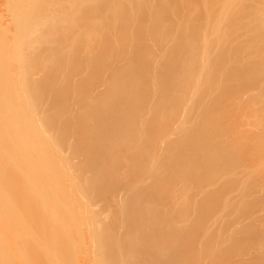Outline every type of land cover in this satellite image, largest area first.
I'll list each match as a JSON object with an SVG mask.
<instances>
[{
	"label": "bare ground",
	"instance_id": "1",
	"mask_svg": "<svg viewBox=\"0 0 264 264\" xmlns=\"http://www.w3.org/2000/svg\"><path fill=\"white\" fill-rule=\"evenodd\" d=\"M215 1L0 0V264H264V0Z\"/></svg>",
	"mask_w": 264,
	"mask_h": 264
},
{
	"label": "rangeland",
	"instance_id": "2",
	"mask_svg": "<svg viewBox=\"0 0 264 264\" xmlns=\"http://www.w3.org/2000/svg\"><path fill=\"white\" fill-rule=\"evenodd\" d=\"M214 3H216V1L214 0ZM257 3H259V2H257ZM217 4V3H216ZM251 4V5H250ZM255 3H251V2H249L248 4H247V6L248 5H250L249 7H251V6H253ZM200 18H202V19H207V15L205 14V13H203L201 16H200ZM251 20V17H249L248 15H247V17L246 18H244V19H241V21L243 22V23H247V22H249ZM254 31H249V33L250 34H252ZM255 34L257 35L258 33L257 32H255ZM243 36H245V37H243ZM237 42H236V44L237 45H244V46H246L247 48H249V47H255V45L256 44H254V43H252L251 42V36L249 35V34H244V35H240L239 37H237ZM241 48V47H240ZM239 48V49H240ZM203 51V50H202ZM169 51H167L166 52V56H167V54H169L170 56H173V53H171V52H169ZM246 53V51L244 52V53H242L239 57H242L244 54ZM240 54V53H239ZM260 56L261 57H263L262 59H264V51L263 52H261L260 53ZM163 59H160V63H163ZM156 66H161V64H154L153 65V67L151 68V69H154ZM263 67H264V64H263ZM91 70V69H90ZM154 74V73H153ZM156 78H158V77H156ZM157 85H158V81H157V79H154V87H157ZM256 96H257V102H256V105H255V108H259V107H261V106H263L264 105V91H262V90H259V89H257L256 90ZM248 96H250V94L249 93H245L244 94V99L246 100L247 98H249ZM245 103H247L248 104V102H245ZM235 106H232V108H234ZM254 106L253 105H251V108H253ZM234 110V109H233ZM232 110V111H233ZM231 111V113H233ZM248 113H250V110L248 111ZM248 116V114H245L244 116H242L241 118L240 117H237L236 115H234V120H236L237 118H239L240 120H244V121H246V120H248V118H246ZM232 120L231 119H229V121H228V124H230V122H231ZM176 126V125H175ZM250 127H248V125H244L243 126V128H242V131L244 130H246V129H249ZM254 129H256V128H254ZM260 129H262V126H260ZM173 142L172 141H170L167 145H170V144H172ZM166 144V141H164V144L163 145H165ZM165 151V150H164ZM164 151L160 154V155H162L163 153H164ZM218 152H220V153H225V152H227L226 150H221V151H218ZM67 154H69V151H67ZM236 167V166H235ZM150 180V179H149ZM100 206H101V204H98V205H96V206H94V209H99L100 208ZM263 210V209H262ZM261 210V211H262ZM258 212H259V214H258ZM257 213H255L253 216H254V218H246L245 219V221L243 222V223H239L237 226H241L242 224H244V223H250V224H252V223H255V221H257V223L259 224L261 221L260 220H256V218H259L262 214H264V210H263V212H261L260 213V211H258ZM226 219V220H225ZM227 220H231L230 218H224V223L223 224H230V222H228ZM178 234V233H177ZM181 234V233H180ZM181 235H183V234H181ZM264 236V235H263ZM262 242L264 243V238L262 239Z\"/></svg>",
	"mask_w": 264,
	"mask_h": 264
}]
</instances>
